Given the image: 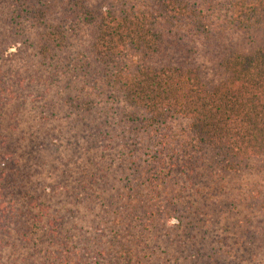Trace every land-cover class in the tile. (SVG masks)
<instances>
[{
	"label": "trees",
	"instance_id": "16d2710c",
	"mask_svg": "<svg viewBox=\"0 0 264 264\" xmlns=\"http://www.w3.org/2000/svg\"><path fill=\"white\" fill-rule=\"evenodd\" d=\"M0 264H264V0H0Z\"/></svg>",
	"mask_w": 264,
	"mask_h": 264
},
{
	"label": "rangeland",
	"instance_id": "374dc122",
	"mask_svg": "<svg viewBox=\"0 0 264 264\" xmlns=\"http://www.w3.org/2000/svg\"><path fill=\"white\" fill-rule=\"evenodd\" d=\"M13 48H11V50H12Z\"/></svg>",
	"mask_w": 264,
	"mask_h": 264
}]
</instances>
